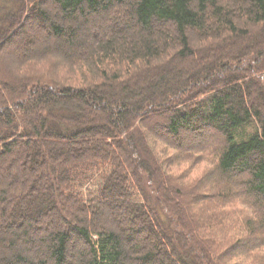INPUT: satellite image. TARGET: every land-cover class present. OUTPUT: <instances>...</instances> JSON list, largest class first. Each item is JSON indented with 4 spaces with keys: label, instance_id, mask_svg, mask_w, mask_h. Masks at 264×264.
Returning <instances> with one entry per match:
<instances>
[{
    "label": "trees",
    "instance_id": "trees-1",
    "mask_svg": "<svg viewBox=\"0 0 264 264\" xmlns=\"http://www.w3.org/2000/svg\"><path fill=\"white\" fill-rule=\"evenodd\" d=\"M9 164L0 264L264 255V0H0Z\"/></svg>",
    "mask_w": 264,
    "mask_h": 264
},
{
    "label": "rangeland",
    "instance_id": "rangeland-1",
    "mask_svg": "<svg viewBox=\"0 0 264 264\" xmlns=\"http://www.w3.org/2000/svg\"><path fill=\"white\" fill-rule=\"evenodd\" d=\"M190 163H183L182 165H180L179 167H177V171H182L184 168L187 169V167H189ZM203 171V166H199L197 168H195L193 170V168H190V172L191 175L190 177H193L195 175H198L199 173H201ZM9 172V174H11V165H6L4 167H0V176L1 178H4L3 176L7 175ZM95 178V177H94ZM98 178V177H97ZM12 179H15V176H12ZM97 182H99V179H95L93 181H89L86 184H84V191L85 192H94L95 190H97L98 185ZM233 217L235 218L236 221L241 220V217L237 215H235L232 212ZM239 224V223H238ZM40 235V234H38ZM36 235V236H38ZM263 250H259L262 254H264V248H262ZM257 254H252V256L250 258H245V261L243 264H264V255H260V256H256Z\"/></svg>",
    "mask_w": 264,
    "mask_h": 264
}]
</instances>
